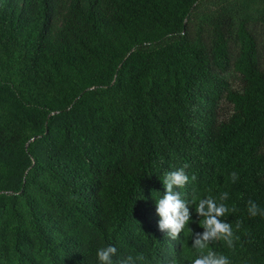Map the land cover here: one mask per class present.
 <instances>
[{
	"label": "trees",
	"instance_id": "16d2710c",
	"mask_svg": "<svg viewBox=\"0 0 264 264\" xmlns=\"http://www.w3.org/2000/svg\"><path fill=\"white\" fill-rule=\"evenodd\" d=\"M202 1L0 0V264H100L108 245L192 264L206 197L234 236L203 254L264 264V32L227 12L193 31ZM185 164L171 240L156 199Z\"/></svg>",
	"mask_w": 264,
	"mask_h": 264
},
{
	"label": "clouds",
	"instance_id": "9594fccd",
	"mask_svg": "<svg viewBox=\"0 0 264 264\" xmlns=\"http://www.w3.org/2000/svg\"><path fill=\"white\" fill-rule=\"evenodd\" d=\"M188 167L185 164L182 168L166 172L163 178V195L156 199V213L160 217L158 221V229L164 232L171 240H176L185 226L189 223L191 213L189 202L182 199L177 188L184 187L189 180V177L185 173V169ZM232 181L235 182L238 178L237 172L233 171L231 174ZM194 181L196 179L195 174L191 177ZM228 198V193L224 192L220 195V201H224ZM230 210L225 206L223 202L217 203L212 197H206L199 199L195 206V213L198 217L203 218L202 228L203 232L191 233L192 248L196 249L201 254L192 260V264H229V260L222 254H217L214 251H207L203 254V250L207 246L218 239H223L229 247L233 246V229L231 225L220 218L223 217ZM234 211V209H233ZM248 213L251 217L258 214L264 215V210H260L259 206L254 202L248 201ZM239 227V224H237ZM117 249L112 245L100 248L96 252V256L100 261V264H135L132 256H127L124 259L114 260ZM136 259L143 260L144 257L141 254Z\"/></svg>",
	"mask_w": 264,
	"mask_h": 264
},
{
	"label": "rangeland",
	"instance_id": "374dc122",
	"mask_svg": "<svg viewBox=\"0 0 264 264\" xmlns=\"http://www.w3.org/2000/svg\"><path fill=\"white\" fill-rule=\"evenodd\" d=\"M227 12L234 16L235 21L246 18L253 23L257 30L263 31L264 0H204L192 13L191 27L196 31L198 27L207 29V22L219 13ZM234 86L236 78L231 80Z\"/></svg>",
	"mask_w": 264,
	"mask_h": 264
}]
</instances>
